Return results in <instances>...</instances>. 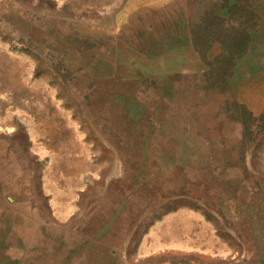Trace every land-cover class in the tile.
Masks as SVG:
<instances>
[{"label":"rangeland","instance_id":"1","mask_svg":"<svg viewBox=\"0 0 264 264\" xmlns=\"http://www.w3.org/2000/svg\"><path fill=\"white\" fill-rule=\"evenodd\" d=\"M263 37L264 0H0V264L85 262L88 243L47 205L35 146H67L65 110L91 129L105 115L108 140L114 122L124 137L146 123L152 138L179 124L263 140ZM236 152L243 175H207L232 204L220 201V258L206 264L264 258L262 162Z\"/></svg>","mask_w":264,"mask_h":264},{"label":"crops","instance_id":"2","mask_svg":"<svg viewBox=\"0 0 264 264\" xmlns=\"http://www.w3.org/2000/svg\"><path fill=\"white\" fill-rule=\"evenodd\" d=\"M61 116L71 121L64 126L67 146L48 147L41 138L35 146L46 166L41 188L50 211L88 243L82 264L218 261V211L232 203L220 198L217 178L207 175H243L235 171L240 148H257L252 156L261 160L264 175V139L236 146L179 124L157 126L153 133L160 134L152 138L146 123L124 137L114 122L108 140L105 115L93 129L66 110ZM65 161L76 168L64 167Z\"/></svg>","mask_w":264,"mask_h":264}]
</instances>
